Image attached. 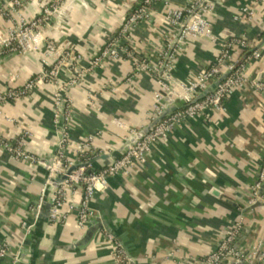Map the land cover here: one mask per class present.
I'll return each instance as SVG.
<instances>
[{
  "label": "crops",
  "instance_id": "obj_1",
  "mask_svg": "<svg viewBox=\"0 0 264 264\" xmlns=\"http://www.w3.org/2000/svg\"><path fill=\"white\" fill-rule=\"evenodd\" d=\"M137 1L72 0L69 13L56 11L43 28L46 37L75 54L73 62L63 66L59 83L73 77L76 67L84 72L65 93L72 107L66 123L68 161L78 163L87 145L93 169L99 170L124 150L130 130L140 133L151 124L153 96L160 89L157 74L140 69L127 56L89 69L93 56ZM186 1L158 0L120 40L122 50L155 62L160 47L176 35L163 13ZM244 5L253 15L234 19ZM38 12L39 5L24 15L31 18ZM207 18L215 40L186 39L175 55L168 82L176 85L192 78L214 61L222 41L241 35L259 54L245 57L244 73L248 80L264 81V2L224 0ZM10 25V18L0 20V31ZM243 51L236 47L232 54L240 59ZM44 58L42 49L24 55L1 52L0 91L20 87L41 74ZM167 103L173 110L183 106L176 95ZM0 110L1 139L13 141L28 130L24 150L45 161L54 156L59 131L53 123L51 84L44 83L24 98L4 101ZM263 157L264 92L247 82L225 98L221 110L207 109L185 119L152 146L144 162L97 187L90 202L95 215L80 229L76 208L68 205L79 202L82 188L69 193L63 206L68 211L65 223L48 218L47 198L58 187L52 184L47 186L46 205L36 214L47 177L44 167L31 159L12 158L0 144V244L11 249L0 257V264H12L14 254L19 258L16 264H117L104 232L114 235L135 264H202L235 221H240L235 245L248 249L264 236V204L250 203L251 185ZM261 192L264 195V186ZM23 221L33 225L29 233L23 230ZM96 223L102 224L99 231L78 246L84 231Z\"/></svg>",
  "mask_w": 264,
  "mask_h": 264
},
{
  "label": "built area",
  "instance_id": "obj_2",
  "mask_svg": "<svg viewBox=\"0 0 264 264\" xmlns=\"http://www.w3.org/2000/svg\"><path fill=\"white\" fill-rule=\"evenodd\" d=\"M62 0H47L39 4V12L31 18H27L24 13L10 16L11 25L6 31H0V53L3 51L15 52L17 54H27L42 49L45 56V67L41 74L29 77L20 87H9L0 91V104L7 100H18L26 97L30 92L44 83L53 86V123L58 129L56 151L52 157L48 168L46 181L41 188L38 202L34 209L36 214L42 207L46 199L47 186L51 180L57 176L66 175L65 179L58 187L49 193L47 198L50 206L48 218L53 223H65L68 220V211L63 209L69 193L77 187L82 188L83 194L76 204H69L68 208H76V226L84 228L94 217V210L90 206L91 199L97 187L105 186L108 178L127 172L135 163H142L150 153L152 146L165 134L170 133L177 125L185 119L204 114L207 109L221 110L225 98L237 88L242 87L247 82L257 91L264 92L263 80H248L245 73L243 61L236 59L232 50L238 47L241 50L252 49L245 36L231 37L220 44V51L214 61L205 69L184 82L172 85L168 82L170 71L173 68L175 55L181 50L183 42L191 37L208 38L215 40L209 28L208 16L214 14L215 6L224 0H187L181 7H170L163 13V19L172 25L176 30L173 41L160 47L156 61L138 60L131 51H124L120 46V40L125 38L132 27L148 15L151 7L158 0H138L130 9L118 30L107 38L101 49L90 61L89 69L99 66L108 59H119L122 56L130 57L134 63L142 70H149L158 76L160 84L159 91L154 93L152 103L151 123H156L143 135L136 137L137 133L130 130V139L119 156L113 158L106 166L94 171L90 158H86L77 163V166L68 174L66 169L73 163L65 159V148L68 145V133L66 123L71 117V101L66 97V90L73 86L78 78L84 73H76L74 68L73 77L66 82H60L59 78L63 66L70 59L74 60L75 54H69L61 44L44 35L43 28L49 23L51 17L56 13ZM264 2V0H256ZM253 10L248 6L239 7L234 19L243 17L250 18ZM73 54V56H72ZM259 56L253 50L247 59ZM71 62V63H72ZM70 63V64H71ZM69 64V65H70ZM226 76L215 85L212 90L197 99L208 86L214 83L221 75ZM12 78H9L11 81ZM129 80V79H128ZM176 95L183 100V106L159 117L165 112L168 103L166 96ZM2 111L0 110V115ZM8 122L13 120L6 117ZM31 135L28 130H23L13 141H5L0 138V144L8 151L14 159H31L38 165L44 166L45 160L34 157L24 150L27 138ZM83 151L87 145L83 146ZM264 183V157L256 175L254 183L251 185L250 203L256 201L264 204L262 186ZM25 233H29L32 224L23 221L21 224ZM240 227V221L232 223L226 231L224 238L214 250L208 253L202 260V264H226L240 262L242 264H264V236L248 249L235 245V240ZM108 241L114 248V258L117 264H130L129 255L125 247L110 232H104ZM10 246L7 243L0 244V257L9 255ZM18 255L12 257V264H16Z\"/></svg>",
  "mask_w": 264,
  "mask_h": 264
},
{
  "label": "water",
  "instance_id": "obj_3",
  "mask_svg": "<svg viewBox=\"0 0 264 264\" xmlns=\"http://www.w3.org/2000/svg\"><path fill=\"white\" fill-rule=\"evenodd\" d=\"M45 1H47V0H27L26 2L19 4L18 3L19 0H7L4 5H0V20L6 19V18L13 16V15L24 13L28 9H30L34 6H37V5H39ZM71 1L72 0H62L57 11L60 13H69V4ZM72 56H73V54H72ZM71 62H72V60L70 59L68 62H66V64L69 65ZM80 71H81V68H79V67H77L75 70L76 73H79ZM225 76H226V74L221 75L214 83H212L202 93H200L198 95L197 99H199L203 95L209 93L212 90V88L215 85H217ZM165 101L170 103V102H172V99L170 98V96H166ZM172 110H173V108L170 107V105H168L165 112L159 117V119H161L166 114L170 113ZM156 121L157 120L153 121L142 132L137 133L136 137H139V136L143 135L144 133H146L156 123ZM51 160H52V157H50L45 162V165L43 166L45 171H46V176L48 175V168H49V165L51 164ZM76 166H77V163H72L66 169V174L70 173ZM65 177H66V175L57 176L51 180L50 184H52L54 186H58L65 179ZM263 186H264V183H263ZM44 202H43V204H44ZM227 202L231 203V201H229V200H227ZM43 204H42V207H43ZM48 211H49V209H48ZM101 227H102V224L96 223L93 226L86 229L84 231V233L82 234V239L79 241L78 246L85 245L88 241H90V239L99 231V229ZM129 258H130V264L136 263L132 256L129 255ZM18 260H19V258H18ZM221 264H223V263H221ZM227 264H242V263L232 262V263H227Z\"/></svg>",
  "mask_w": 264,
  "mask_h": 264
},
{
  "label": "trees",
  "instance_id": "obj_4",
  "mask_svg": "<svg viewBox=\"0 0 264 264\" xmlns=\"http://www.w3.org/2000/svg\"><path fill=\"white\" fill-rule=\"evenodd\" d=\"M251 52H252L251 49H248V50L243 51V53H242V55H241V58H240L239 60H240V61H243V60L245 59V57H246L247 55H249ZM86 158H91L90 155H89V153H88L87 151L82 152V153L80 154L79 161L84 160V159H86ZM93 170H94V171H97L96 169H93ZM43 205L45 206L46 203L44 202Z\"/></svg>",
  "mask_w": 264,
  "mask_h": 264
},
{
  "label": "bare ground",
  "instance_id": "obj_5",
  "mask_svg": "<svg viewBox=\"0 0 264 264\" xmlns=\"http://www.w3.org/2000/svg\"><path fill=\"white\" fill-rule=\"evenodd\" d=\"M7 0H2V5H4L5 4V2H6ZM27 0H19V4H21V3H24V2H26Z\"/></svg>",
  "mask_w": 264,
  "mask_h": 264
}]
</instances>
